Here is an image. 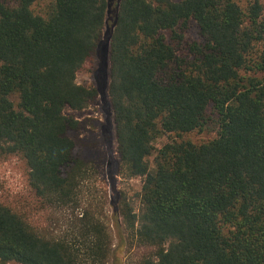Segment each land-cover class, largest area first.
I'll return each mask as SVG.
<instances>
[{
	"label": "trees",
	"instance_id": "trees-1",
	"mask_svg": "<svg viewBox=\"0 0 264 264\" xmlns=\"http://www.w3.org/2000/svg\"><path fill=\"white\" fill-rule=\"evenodd\" d=\"M107 9L0 0V160L21 156L40 209L71 230L47 237L0 203V264H108L109 229L82 197L101 148L64 113L98 95L76 75ZM109 40L117 168L142 179L138 214L115 217L145 249L137 264H264V0H120Z\"/></svg>",
	"mask_w": 264,
	"mask_h": 264
},
{
	"label": "rangeland",
	"instance_id": "rangeland-1",
	"mask_svg": "<svg viewBox=\"0 0 264 264\" xmlns=\"http://www.w3.org/2000/svg\"><path fill=\"white\" fill-rule=\"evenodd\" d=\"M108 9L102 39L97 56L86 62L76 75V82L83 86H95L98 95L86 109L65 110L82 125L81 136L93 137L101 148V163L96 175L85 183L83 200L97 207L102 220L109 229L112 252L108 264H137L144 248H138L131 241L127 223L116 220L117 209L128 206L135 214L141 209L139 193L142 179L129 178L120 174L117 168V143L115 138L113 111L108 97L110 32L114 26L120 0H107ZM189 41L197 40V28L192 24L186 32ZM193 142L208 140L211 134L188 136ZM167 140L162 138L155 144L160 147ZM151 161V159H150ZM28 167L19 155H9L0 160V203L24 217L38 233L47 237L63 238L71 232L70 216L55 208L41 210L28 184ZM16 264V263H10Z\"/></svg>",
	"mask_w": 264,
	"mask_h": 264
}]
</instances>
